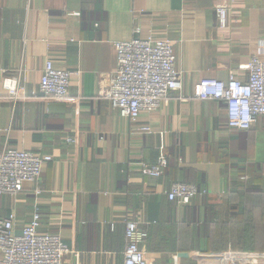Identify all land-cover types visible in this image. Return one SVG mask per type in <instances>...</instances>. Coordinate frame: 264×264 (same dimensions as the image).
<instances>
[{"label":"crops","instance_id":"0c3cea01","mask_svg":"<svg viewBox=\"0 0 264 264\" xmlns=\"http://www.w3.org/2000/svg\"><path fill=\"white\" fill-rule=\"evenodd\" d=\"M218 1L0 0V153L52 158L37 185L0 195V221L13 214L18 234L37 208V232L59 236L77 253L63 264H124L128 219L148 227L141 248L155 264H172L174 255L178 264H219L234 248L264 253L261 246L232 247L222 228L232 218L234 227L244 225L258 196L264 207V117L234 131L223 102L192 98L200 80L232 75L244 82L241 67L253 56L264 61V0H230L223 29ZM135 36L171 42L182 87L157 111L129 122L97 92L115 71L114 44ZM47 60L72 74L63 99L39 91ZM16 72L21 92L13 99L2 82ZM161 156L163 175H146L143 165ZM175 182L205 194L189 205L170 202ZM252 235L264 242L263 233Z\"/></svg>","mask_w":264,"mask_h":264},{"label":"built area","instance_id":"2783aa9c","mask_svg":"<svg viewBox=\"0 0 264 264\" xmlns=\"http://www.w3.org/2000/svg\"><path fill=\"white\" fill-rule=\"evenodd\" d=\"M230 0H219L214 8L217 25L227 27ZM138 33V31L136 32ZM116 68L106 85H100L97 96L107 99L118 111L120 118L136 122L143 113H152L163 106L172 91L182 87L180 73L174 66L173 46L169 40L139 38L116 42ZM247 80L241 82L230 75L226 82L202 79L193 88L192 98L202 101L223 102L227 111V126L234 131H248L260 117H264V61L253 56L246 66ZM72 74L56 68L46 61L40 76L39 91L51 99H63L68 94ZM3 89L13 99L18 97L20 72L5 77ZM140 131L150 134L151 129L143 126ZM74 144L73 139H68ZM50 156H38L30 152L4 148L0 153V195L14 196L27 183L39 182L42 168L51 161ZM167 160L161 156L152 166L143 165L144 173L160 178ZM242 181L248 180L242 177ZM36 194L39 193L35 189ZM199 192L193 185L172 183L167 198L170 202L189 205ZM40 215L37 208L31 221L20 233L14 232V215L0 221V264H63V258L74 253L57 235L39 234L37 226ZM148 227L134 220L125 221L124 264H155L146 257L141 246L148 238ZM219 264H264V253L223 254ZM172 264H178L174 255Z\"/></svg>","mask_w":264,"mask_h":264},{"label":"trees","instance_id":"16d2710c","mask_svg":"<svg viewBox=\"0 0 264 264\" xmlns=\"http://www.w3.org/2000/svg\"><path fill=\"white\" fill-rule=\"evenodd\" d=\"M257 191V189L248 190V192L250 193H257ZM261 200L262 199L258 196L257 200L253 201V203L257 205L255 207L260 208L259 205L262 202ZM240 213L241 216H244V212H242V210L240 211ZM232 222L233 218L230 221L223 223V226H225L226 224H228V226L222 228H224L225 230L232 229V231H234L233 238L235 244H233V247L236 245L246 249L253 248L254 246H261L264 248V242H259L258 239L252 235L256 230L258 233L261 232L264 234V224L259 225L257 219L251 214L245 215V218L243 220L244 225H240V227H234V224H232ZM217 224L219 225V223H216V225ZM230 245L232 246V244Z\"/></svg>","mask_w":264,"mask_h":264},{"label":"rangeland","instance_id":"374dc122","mask_svg":"<svg viewBox=\"0 0 264 264\" xmlns=\"http://www.w3.org/2000/svg\"><path fill=\"white\" fill-rule=\"evenodd\" d=\"M248 197L249 196H246V199ZM247 211L252 216H254L257 219L259 225H263L264 224V207L258 208V209H251V210L248 208ZM232 224H234V222H232ZM226 231L228 233L227 237H229V239H232L233 238V235H234V231H232V229H229V230L226 229ZM233 244H235V243H232V247H233ZM234 249H235V251H238V252L240 251V250H238L236 248H234Z\"/></svg>","mask_w":264,"mask_h":264}]
</instances>
